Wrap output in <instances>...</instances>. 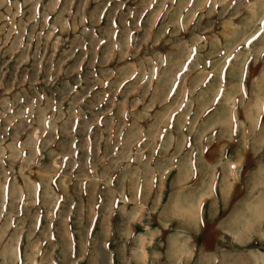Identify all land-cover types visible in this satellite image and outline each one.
<instances>
[{
  "label": "rangeland",
  "instance_id": "obj_1",
  "mask_svg": "<svg viewBox=\"0 0 264 264\" xmlns=\"http://www.w3.org/2000/svg\"><path fill=\"white\" fill-rule=\"evenodd\" d=\"M0 264H264V0H0Z\"/></svg>",
  "mask_w": 264,
  "mask_h": 264
},
{
  "label": "snow or ice",
  "instance_id": "obj_2",
  "mask_svg": "<svg viewBox=\"0 0 264 264\" xmlns=\"http://www.w3.org/2000/svg\"><path fill=\"white\" fill-rule=\"evenodd\" d=\"M241 88H242V90H243V85H241ZM245 95H247V93H245ZM233 119H235V118H233ZM206 151H207V149H206ZM232 167H233V169H235V165H232Z\"/></svg>",
  "mask_w": 264,
  "mask_h": 264
}]
</instances>
